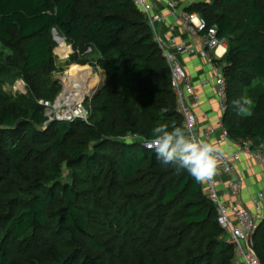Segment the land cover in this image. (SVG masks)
Returning <instances> with one entry per match:
<instances>
[{
    "label": "trees",
    "instance_id": "16d2710c",
    "mask_svg": "<svg viewBox=\"0 0 264 264\" xmlns=\"http://www.w3.org/2000/svg\"><path fill=\"white\" fill-rule=\"evenodd\" d=\"M185 10L227 41L214 61L226 80L229 138L264 142V0ZM53 29L73 48L67 64L104 72L85 102L88 122H46L38 102L61 88ZM18 77L26 93L6 91ZM160 123L183 118L131 0H0V264H236L204 183L143 146ZM252 241L264 264V220Z\"/></svg>",
    "mask_w": 264,
    "mask_h": 264
},
{
    "label": "built area",
    "instance_id": "2783aa9c",
    "mask_svg": "<svg viewBox=\"0 0 264 264\" xmlns=\"http://www.w3.org/2000/svg\"><path fill=\"white\" fill-rule=\"evenodd\" d=\"M138 11L145 18L150 27L154 39L165 58L171 74V87L175 94L177 110L183 118V126L192 125V131L199 139L214 142L222 149L219 157L218 174L204 183L206 194L214 204L217 212V222L226 232V241L232 243L236 264H260L253 248L252 236L259 223L264 220V189L257 191L250 199V207L240 199V180L234 169V165L240 160L241 155L251 156L259 165L264 167V142L254 145L250 139L231 140L224 128L221 117L219 124L212 126H199L196 109L200 105V97L197 88L191 83L186 70L178 59V55L192 53V48L186 42H178L174 36L164 39L158 25L165 23L167 15L174 19L175 25L181 28L199 44L198 55L206 60L211 68L214 89L217 96L218 111L222 115L226 108V80L222 66L215 63L216 49L225 42L218 36L216 26H208L206 20L197 12H188L180 8L179 0H164L168 9L167 15L156 10L155 0H131ZM211 1V0H209ZM167 23V22H166ZM174 23H169V32L174 29ZM55 37V30H52ZM63 38L64 43L65 38ZM56 40V39H55ZM87 48L86 52H89ZM96 66V65H95ZM96 68H99L96 66ZM79 80L71 81V78L62 82L61 92L53 101L40 99L46 122L72 121L82 119L88 122V110L86 99L97 88H88V82L92 77L81 73ZM74 79V78H72ZM80 83L85 87L82 90L68 84ZM87 89V92H85ZM88 97V98H87ZM146 140L142 142L145 145ZM233 145L234 149H228ZM221 149V148H220Z\"/></svg>",
    "mask_w": 264,
    "mask_h": 264
},
{
    "label": "crops",
    "instance_id": "0c3cea01",
    "mask_svg": "<svg viewBox=\"0 0 264 264\" xmlns=\"http://www.w3.org/2000/svg\"><path fill=\"white\" fill-rule=\"evenodd\" d=\"M197 1L209 0H179V6L185 9ZM156 10L167 15L168 9L164 0H155ZM167 22V23H166ZM165 23L159 24L164 39L174 36L178 42H186L192 48V53L178 55V59L187 72L189 80L197 88L200 105L196 109L198 125L215 127L219 124L221 114L218 111L217 96L214 89L211 68L204 58L198 55L199 44L196 39L190 37L178 24L175 25L172 16L167 15ZM169 23H174V29L169 32ZM227 49V44L222 43L215 51V57L221 58ZM226 149V147H220ZM228 149H234L233 145ZM234 169L240 180V199L250 207L251 197L259 190L264 189V167L259 165L251 156L241 155L240 160L234 165Z\"/></svg>",
    "mask_w": 264,
    "mask_h": 264
},
{
    "label": "clouds",
    "instance_id": "9594fccd",
    "mask_svg": "<svg viewBox=\"0 0 264 264\" xmlns=\"http://www.w3.org/2000/svg\"><path fill=\"white\" fill-rule=\"evenodd\" d=\"M144 147L153 151L162 165L184 169L198 183L211 181L218 174L219 157L223 154L214 142L199 139L192 125L160 123L153 127Z\"/></svg>",
    "mask_w": 264,
    "mask_h": 264
},
{
    "label": "rangeland",
    "instance_id": "374dc122",
    "mask_svg": "<svg viewBox=\"0 0 264 264\" xmlns=\"http://www.w3.org/2000/svg\"><path fill=\"white\" fill-rule=\"evenodd\" d=\"M52 37L56 43L53 50H52V53H53V56L55 57V60L57 63V69L53 72L52 78L54 80H57L60 83V85H61L60 92H61V89L63 86L62 82H66V79L75 78L76 76L77 77L75 79L79 80L80 78H78V75H80L81 73H83V74L86 73L87 76L89 75V77H92L90 82H88V84L90 87L92 85L91 88H97V90H96V92H97L104 82L103 70L100 67L96 68V66L92 65V64H85V65H80V64H76V63L67 64L69 61V56L71 54H73V48H72L71 44H68L65 42L64 44L61 43V46H59V41L55 40V37L53 36V34H52ZM225 43H227V41H225ZM71 69H72V71H69ZM71 73H75L76 76L71 77L70 76V75H72ZM3 87L6 91H8L12 94H15V93L25 94L27 91L25 82L23 81V79H21L19 77L16 79L14 78V79L8 80L4 84ZM93 92L89 96H93V94L96 93V92L95 93H93ZM248 111H249V108L246 107V109H244L243 113L246 114V113H248Z\"/></svg>",
    "mask_w": 264,
    "mask_h": 264
},
{
    "label": "bare ground",
    "instance_id": "6f19581e",
    "mask_svg": "<svg viewBox=\"0 0 264 264\" xmlns=\"http://www.w3.org/2000/svg\"><path fill=\"white\" fill-rule=\"evenodd\" d=\"M55 35H57V33H56ZM55 39H56V38H55ZM60 39H61V40H60ZM56 41H59V46H61V43L64 44L63 38H62L61 36H59L58 40L56 39ZM75 67H76V66H75ZM73 68H74V67H73ZM73 68H72V69H73ZM76 68H77V67H76ZM72 69L69 70V71H72ZM78 70H79V69H78ZM71 74L73 75V76L70 75L71 77L76 76L75 73H71ZM84 74L87 75L86 73H84ZM76 77H77V76H76ZM76 77H75V78H76ZM75 78H74V79L71 78V81L74 82V81L76 80ZM71 81H70V82L68 81V84L74 85V86H73L74 88H75V87H76V88H79V89L82 90V91H83V89L85 88V87H83L82 84H80V83L73 84ZM95 83H96V82H95ZM88 85H89V84H88ZM93 86H94V85H93ZM89 87H90V86H89ZM89 87H88V88H89ZM91 87H92V85H91ZM85 92H87V89H86Z\"/></svg>",
    "mask_w": 264,
    "mask_h": 264
}]
</instances>
